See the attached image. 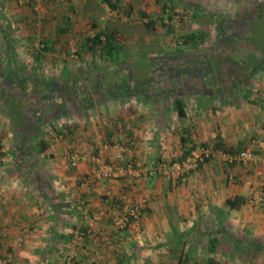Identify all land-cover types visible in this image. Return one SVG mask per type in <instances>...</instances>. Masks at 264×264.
Wrapping results in <instances>:
<instances>
[{"label": "crops", "instance_id": "crops-1", "mask_svg": "<svg viewBox=\"0 0 264 264\" xmlns=\"http://www.w3.org/2000/svg\"><path fill=\"white\" fill-rule=\"evenodd\" d=\"M110 1L114 9L104 0H0V50L13 51L18 60L0 61V256L12 251L13 264H66L73 255L69 264H247V257L264 264V208L246 203L257 183L254 166L238 168L216 157L178 180L143 175L81 186L95 166L92 157L113 163L117 147L125 161L144 167L180 160L194 144L237 154L264 138L262 57L246 61L238 50L217 55L207 44L191 50L182 44L178 76L146 70L150 55L170 50L149 41L157 24L175 12L182 14V36L190 37L224 33L211 19L254 11L263 20L249 24L245 40L264 52V0ZM124 10L151 25L111 19ZM77 18L96 20L98 33L108 29L136 43L131 57L144 64L131 63L138 73L105 77L95 91L83 88L78 95L62 78L64 69L58 76L43 72L50 54L25 51L38 41L43 49H60L57 39L77 31ZM85 24L82 33L90 29ZM90 61L83 64H95ZM166 96L173 97L172 109L164 112ZM175 100L183 105L182 117ZM71 152L80 155L76 168ZM254 154L259 158L264 149ZM141 195L149 200L143 216L116 229L120 211ZM228 199L236 208L226 206ZM79 200L89 220L81 216ZM76 230L87 233L77 247L71 242Z\"/></svg>", "mask_w": 264, "mask_h": 264}, {"label": "rangeland", "instance_id": "rangeland-1", "mask_svg": "<svg viewBox=\"0 0 264 264\" xmlns=\"http://www.w3.org/2000/svg\"><path fill=\"white\" fill-rule=\"evenodd\" d=\"M72 9L75 8V3L72 2ZM38 6H36L37 8ZM111 9L109 6L107 7ZM247 11V10H244ZM242 11L241 15L239 16H232V17H227V16H222V17H216L213 20V22L221 23L223 24V28H225L224 33H218L216 34H208V33H203L204 40H202L203 44L209 45V48H211V51H214L215 53H218L217 55L221 53L228 54L227 52L231 51H241L240 55L243 56V59L246 61H253V59H258L256 52H253L251 47L248 46L246 43L245 38L247 37L248 33V28H249V18H251L252 15H248V13ZM74 12V14H72ZM104 12H106L104 10ZM103 12V15H104ZM34 13L37 15L38 11L35 10ZM127 13V14H126ZM254 13V11L252 12ZM250 13V14H252ZM130 13L126 12H117L115 16H112L111 19L114 21H120L123 20L121 23H130L131 26H134L132 23L133 22H140L138 25L141 24V26H144L146 22L145 21H151L149 18H144L143 16H139L136 14V17H129ZM72 16H76L79 14L75 13V11H71ZM76 18V17H75ZM78 19V18H77ZM86 21L87 19H78L75 21V25L77 24V31L72 32V33H66L67 35H63L60 41V49H54V51H51V48L48 49H43L39 48L37 49L35 46L33 47L34 44H39L40 42H32L31 44V50L25 51L26 54H31L34 52H39V54H50V58L52 59L51 61H47L48 63L46 66L43 65L42 71H47V74H53V75H60V70L64 69V75L63 79L66 78L68 81V87L71 88L72 90H77L78 95L79 93L83 91V88H91L92 90H96V87L99 86L101 79L103 78H110V76H119L122 74H129L133 73V71L138 73L139 69H136L135 65L131 66V63H140L143 64V61H140L137 59L133 60L132 52H137L139 50L138 46L136 43H130L128 44V39L123 38L122 40V53L118 54L117 57H114L113 60L110 61H117V63L112 62L113 64H117L114 67H108L106 66L102 61V58L99 57V49L95 48L93 51L89 49V42L88 39H91L93 34H96L97 31L96 29L98 28V22L92 19L86 22L85 25L89 26L90 29H86V33H82L79 28H82L84 26L83 23H80V21ZM82 21V22H83ZM96 21V22H95ZM104 23L105 21L102 20ZM0 23L2 22V19H0ZM37 24V25H35ZM32 25V27L35 30H38L40 28V24L35 23ZM92 24H96L95 27L92 26ZM182 24V14H179V12L173 13L172 18H168V21L166 24L163 23H158L156 27H158V33L151 34V38L149 42H152L154 47H158L161 44L165 43L167 45V48H170V50L165 51L166 55H162V57L159 55L153 56L154 54L150 55L151 59L153 61H146L147 62V73L160 76V75H168V74H173L178 76L179 75V47H181L182 44L185 43V36L183 37L181 34L180 25ZM164 25V26H163ZM166 25V26H165ZM244 26V28H239L240 26ZM3 26V25H2ZM247 27V29H246ZM93 33V34H92ZM199 35V34H197ZM140 36V37H139ZM137 35V33L133 34V37H135V40L139 42V38L142 39L141 35ZM32 38V35H31ZM37 40V38L35 39ZM58 43V42H57ZM1 45V42H0ZM133 45H135L134 48ZM185 45V44H184ZM2 46V45H1ZM191 46V45H190ZM190 46H184V48H187L186 50H191L189 47ZM224 48V51H222ZM43 49V50H42ZM228 49H230L228 51ZM137 50V51H136ZM216 50V51H215ZM5 52V51H4ZM156 51H152L151 53H154ZM210 52V51H209ZM220 52V53H219ZM157 53V52H156ZM155 53V54H156ZM168 53V54H167ZM232 53V52H231ZM24 54V60L26 61L25 58L29 57V55ZM126 54L128 55V58H126ZM235 52H233L234 56ZM7 55H9L13 61H18L17 58L15 57L13 51H7L6 53H3L2 50H0V61H5ZM251 55V56H249ZM148 57V58H149ZM93 60V63L96 64V66L91 65H85L83 62H91L90 60ZM126 59V65L125 66H120L119 70H116V66H119L122 64V62ZM228 59V58H227ZM231 59V58H230ZM36 60V59H35ZM240 60V59H239ZM228 61V60H227ZM225 62V61H224ZM229 63V62H227ZM119 64V65H118ZM230 64V63H229ZM144 65V64H143ZM221 64L219 63V66ZM137 66V65H136ZM142 66V65H141ZM223 66V65H221ZM19 67V66H18ZM135 69H134V68ZM26 68V67H24ZM143 68V66L141 67ZM36 69V68H34ZM134 69V70H133ZM191 69L188 70L190 72ZM192 72V71H191ZM62 85V83L60 84ZM75 85V86H74ZM87 87H86V86ZM74 93V92H73ZM173 97L171 96H166L165 99H162V106L164 112L168 110L171 107V100ZM160 101V100H159ZM159 109V113H162L161 109L162 107L157 106ZM172 107L170 108V110ZM216 158V157H215ZM214 159V158H213ZM211 159V160H213ZM209 160V161H211ZM238 166V168L244 167V166H239V165H234ZM151 178V177H150ZM247 264H256V259L255 258H248L245 259Z\"/></svg>", "mask_w": 264, "mask_h": 264}, {"label": "built area", "instance_id": "built-area-1", "mask_svg": "<svg viewBox=\"0 0 264 264\" xmlns=\"http://www.w3.org/2000/svg\"><path fill=\"white\" fill-rule=\"evenodd\" d=\"M92 36H94V34ZM34 46L37 49L44 47L41 43L34 44ZM262 149H264V138L252 141L246 149L237 154L216 150L208 144H194L189 153L180 160L173 162L163 160L158 162L153 161L149 162L144 167H138L131 161H125L123 150L120 147H117V155L113 163L106 164L101 162L98 156L92 157L95 166L86 174L81 186L103 180H123L129 182L140 176L143 177V175L148 178L161 177L170 180H178L189 176L209 160L219 157L226 165L256 167L255 175L257 183L249 189L246 203L251 206L264 208V154L259 158L254 154L255 150ZM68 159L70 166L76 168L80 160V155L77 152H71L68 155ZM148 204V198L145 195H141L131 205L122 209L115 219L116 229L124 230L131 224L136 223L143 216ZM77 208L84 219L89 220L92 218L90 212L82 201H78ZM86 236V232L76 230L71 236V242L77 247ZM13 258L12 251L6 252L3 256H0V264H13ZM73 258L74 255L68 256L65 259L66 264L71 263Z\"/></svg>", "mask_w": 264, "mask_h": 264}, {"label": "trees", "instance_id": "trees-1", "mask_svg": "<svg viewBox=\"0 0 264 264\" xmlns=\"http://www.w3.org/2000/svg\"><path fill=\"white\" fill-rule=\"evenodd\" d=\"M108 6L111 9H114V6L112 5L110 0H104ZM262 18V17H261ZM259 16L258 17H251L248 20L249 24L252 26L253 24H257L259 21L263 20L261 19ZM151 25V23L148 21L144 26L146 28H148ZM219 25H221V27H223L224 25L219 23ZM123 38H125L124 36H122L121 34L115 32V31H110L108 29H103L102 31H100L99 33L97 32L96 34H94V36L91 39H88V42L91 44L90 45V50H94L95 48L99 49V56L102 58V61L106 66L111 67V66H115L117 64H113L117 63V61H110L113 60L114 57H117L118 54L122 53V40ZM250 36L248 37V42H249ZM202 40H204L203 35L199 34V35H194V36H190V37H186L185 38V45H191L194 48H198V46L202 45L203 42ZM193 44V45H192ZM251 45H248L249 47H251V49L253 50V52H256V54L260 57H262V59L264 60V52H259L261 51V49H255L254 46L256 44L253 43V41L251 42ZM264 51V49H263ZM9 56V55H7ZM251 56V55H249ZM10 57V56H9ZM119 65V64H118ZM126 65V59H124V61L122 62L121 65L116 66V70L120 69V66H125ZM93 66H96L95 64H93ZM175 110H176V114L178 117H182L184 116L183 113V105L181 103V101L175 100L173 103ZM12 111H14V107H12L11 109ZM193 146V145H192ZM192 147H190L189 150H187L184 154V156H186L189 151L191 150ZM226 206L229 208H236V203L234 200H227L226 201Z\"/></svg>", "mask_w": 264, "mask_h": 264}, {"label": "flooded vegetation", "instance_id": "flooded-vegetation-1", "mask_svg": "<svg viewBox=\"0 0 264 264\" xmlns=\"http://www.w3.org/2000/svg\"><path fill=\"white\" fill-rule=\"evenodd\" d=\"M248 15H252L251 17H253V16H255L256 14H255V12H254V13H252V14H248Z\"/></svg>", "mask_w": 264, "mask_h": 264}]
</instances>
